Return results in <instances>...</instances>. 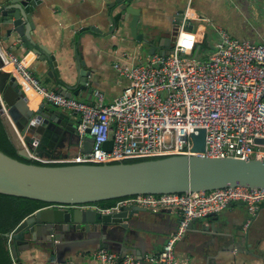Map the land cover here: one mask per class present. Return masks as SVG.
I'll return each mask as SVG.
<instances>
[{
  "label": "water",
  "instance_id": "water-1",
  "mask_svg": "<svg viewBox=\"0 0 264 264\" xmlns=\"http://www.w3.org/2000/svg\"><path fill=\"white\" fill-rule=\"evenodd\" d=\"M42 1L0 0V31L4 34L3 40L15 42V49H31L39 53L38 65L43 61L50 64L46 73L57 90L66 96H77L80 90L87 89L89 73L81 68L83 58L79 50L88 39L96 42V39L114 37L133 42L134 47L138 46L137 51L150 54L158 51L165 55L173 51L176 30L167 37H159V34L152 35L139 27L140 8L134 6L139 0H110L106 9L98 13L96 22L84 24L73 33L76 73L70 72V66L65 72L60 71L57 67L59 59L54 52L37 40L44 38L35 21ZM183 11V8L177 11L175 24L181 21ZM185 29L193 30L191 20ZM204 49L197 44L192 56L200 57ZM64 53L59 58L68 63ZM5 67L0 60V120L18 156L35 160L31 153L40 156L50 153L54 159H62L68 157L70 147H76L80 153L91 151L93 139L88 130L81 138L70 115L45 100L35 108L30 107L26 92L16 76ZM191 140L192 151H203L206 146L205 129L199 128L197 133L191 134ZM111 146L112 139L103 144L106 150ZM63 148L67 151H59ZM237 185L264 188V160L173 154L110 163H35L19 160L0 150V193L50 205L37 208L22 218L12 228L11 235L12 229L5 233L11 257L20 260L22 251L33 250L39 254L37 264H66L73 253L98 248L117 253L129 252L142 259L146 232L141 236L139 228L141 219L146 217L145 208L121 206L103 213L82 205L137 194L208 191ZM237 203L244 205L243 202ZM163 212L171 211H161V214ZM178 221V216H174L170 221L173 227L166 231L167 235L175 230ZM212 227L203 224L195 231V238H204ZM151 245V250L158 246ZM17 264L23 263L19 261Z\"/></svg>",
  "mask_w": 264,
  "mask_h": 264
},
{
  "label": "built area",
  "instance_id": "built-area-1",
  "mask_svg": "<svg viewBox=\"0 0 264 264\" xmlns=\"http://www.w3.org/2000/svg\"><path fill=\"white\" fill-rule=\"evenodd\" d=\"M191 1L175 25L177 33L171 53L154 52L147 61L131 65L115 63L118 73L132 83L108 103L100 89L92 91L94 100L84 101L46 88L25 59L5 46L0 37V60L20 78L17 80L28 83L46 102L77 114V133L82 138L88 130L93 139L89 152L44 161L110 163L173 154L264 160V41L234 37L215 25L216 40L206 57H201L203 53L192 56L196 34L185 29ZM199 128L205 129L206 146L203 151L194 152L191 134ZM257 138L262 141L256 142ZM109 139L112 146L106 150L103 144ZM235 202L247 206L243 224L247 233L264 202V188L237 185L208 191L137 194L123 197L111 207L82 205L103 213L121 206H138L153 213L170 210L179 221L162 247L142 259L98 248L91 251L95 262L70 260L67 264H188L178 260L175 245L190 223ZM12 232L13 229L10 235Z\"/></svg>",
  "mask_w": 264,
  "mask_h": 264
},
{
  "label": "crops",
  "instance_id": "crops-1",
  "mask_svg": "<svg viewBox=\"0 0 264 264\" xmlns=\"http://www.w3.org/2000/svg\"><path fill=\"white\" fill-rule=\"evenodd\" d=\"M108 1L110 0L42 1L43 4L35 16V21L36 28L44 34V38L37 40L51 49L59 59L58 70L65 72L70 66L72 69L70 72L76 73L73 33L84 24L96 22L95 18L99 12L106 9ZM188 4L189 0H139L134 3L135 7L140 8L139 27L142 30L146 29V32L152 35L167 37L172 30H176L177 11L182 8L185 10ZM189 20L193 23L197 44L205 48L204 55L216 40L215 25L222 26L234 37L246 38L253 42L264 41V0H192ZM3 35L0 31L2 39ZM3 41L5 46L13 48L15 54L25 59L29 69L39 78L42 85L57 90L52 78L46 73L50 64L43 61L40 64L44 67H38L41 66L37 62L39 53L31 49L26 51L23 48L15 49V42ZM132 43L114 37L96 39V42L88 39L79 50L83 58L81 68L89 73L87 89L80 90L77 96L72 97L84 101L94 100L91 91L100 89L105 94V102L108 103L122 91L124 86L132 83L118 73L115 63L131 65L147 61L151 55L148 52L137 51L138 46L134 47ZM63 52L68 63H64L59 58ZM5 68L10 70V67ZM18 82L30 99V107L35 108L43 101L41 95L28 83L22 80ZM59 109L68 113L70 119L77 124V114L68 109L60 107ZM59 151L66 152L67 149L63 148ZM77 154L79 151L76 147L69 148L68 157ZM31 155L36 158L35 160L42 161L55 158L50 153L42 156L34 153ZM163 213L146 210V217L141 219L139 233L142 236L146 232V243L143 245L146 249L141 257L160 249L167 238L166 231L173 227L170 221L177 214L172 211ZM247 214V206L235 202L214 215L195 220L175 245L178 260L186 261L188 264H264V202L260 204L248 232L244 233L243 224ZM203 224L210 227L213 225L215 230L212 227L204 238L197 239L194 233ZM150 244L158 246L151 250ZM125 253L129 252L121 254ZM38 256L39 254H35L33 250L22 251L19 261L23 264H37ZM70 260L80 263L95 262L91 251L82 250L68 257L66 264Z\"/></svg>",
  "mask_w": 264,
  "mask_h": 264
},
{
  "label": "trees",
  "instance_id": "trees-1",
  "mask_svg": "<svg viewBox=\"0 0 264 264\" xmlns=\"http://www.w3.org/2000/svg\"><path fill=\"white\" fill-rule=\"evenodd\" d=\"M205 57L206 55L202 56V58ZM14 148L15 147L8 138L4 124L0 120V150L22 161L39 163L37 160L25 159L18 156ZM142 159L143 158H132L124 161H138ZM119 199L102 200L98 202L97 205L100 207H111L115 205ZM47 205V203L39 200L0 193V264H17L19 262L18 259H12L9 254V251L6 247L7 238L5 237V233L10 231L22 218L33 212L35 209ZM15 261L17 262L15 263Z\"/></svg>",
  "mask_w": 264,
  "mask_h": 264
},
{
  "label": "rangeland",
  "instance_id": "rangeland-1",
  "mask_svg": "<svg viewBox=\"0 0 264 264\" xmlns=\"http://www.w3.org/2000/svg\"><path fill=\"white\" fill-rule=\"evenodd\" d=\"M255 3H258V2H255ZM256 7H257V6H256ZM257 10H259L258 7H257Z\"/></svg>",
  "mask_w": 264,
  "mask_h": 264
},
{
  "label": "bare ground",
  "instance_id": "bare-ground-1",
  "mask_svg": "<svg viewBox=\"0 0 264 264\" xmlns=\"http://www.w3.org/2000/svg\"><path fill=\"white\" fill-rule=\"evenodd\" d=\"M42 98V97H41Z\"/></svg>",
  "mask_w": 264,
  "mask_h": 264
},
{
  "label": "clouds",
  "instance_id": "clouds-1",
  "mask_svg": "<svg viewBox=\"0 0 264 264\" xmlns=\"http://www.w3.org/2000/svg\"><path fill=\"white\" fill-rule=\"evenodd\" d=\"M244 203V202H243Z\"/></svg>",
  "mask_w": 264,
  "mask_h": 264
}]
</instances>
